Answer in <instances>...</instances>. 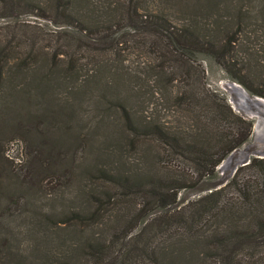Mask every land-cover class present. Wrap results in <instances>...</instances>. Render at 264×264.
Here are the masks:
<instances>
[{"label":"trees","instance_id":"obj_1","mask_svg":"<svg viewBox=\"0 0 264 264\" xmlns=\"http://www.w3.org/2000/svg\"><path fill=\"white\" fill-rule=\"evenodd\" d=\"M11 1L15 8L46 18L57 27L54 44L49 42L45 47L40 46L34 32L17 34L14 27L8 38L0 40V159L5 158L3 145L14 139L21 140L20 135H23V142L29 147L25 168L35 170L33 175L36 176L26 181L31 187L40 185L48 175L63 178V174L72 173L71 168H75L77 162L81 167V173L75 174L77 178L85 174L92 181L97 177L113 183L121 197L133 193L147 195L151 208L139 216L142 219L150 211H163L176 203L180 190L192 189L203 179L213 180L218 165L249 140L253 121L238 116L223 95L208 89H204L200 100L212 113L208 116L205 110L203 114H196V118L204 116V120H213L220 127L217 130L209 131L204 123L199 132L190 136L175 132L145 114L153 102L154 82L159 80L164 86L174 80L171 74L167 75L165 63L174 69L180 65L185 69L189 63H196L204 77L202 60L205 57H211L226 71L230 81L238 83L249 95L264 98V68L254 71L253 67L247 72L233 54L238 35L252 19L239 4L242 0H235L233 5L230 0L231 8L236 9L234 19L219 41L210 38L208 28L209 23L222 25L218 12L224 0H162L161 3L178 12L181 22H175L170 13L163 10L165 7L149 11L147 6L139 5V0H125L118 5L105 0H80L92 8L93 14L80 9L75 11L72 0H53L55 17L45 15V8L35 0ZM263 7L264 0H261ZM196 15L203 18L212 15V20L198 22ZM122 21L137 40L143 39L144 47L160 58L158 64H152L147 56L142 71L131 70L123 60L111 59V54L109 57L94 54L90 61H83L80 53L91 52L89 45H112L115 39L112 27ZM63 25L71 26L85 40L60 31L58 28ZM61 33L65 34L64 42H60ZM49 45L53 48L48 49ZM177 93L176 99L181 103L193 101L195 106L199 105L196 95L185 99L184 93ZM85 100L97 109L91 129L74 124L75 107ZM228 120L234 124L229 132L223 129ZM110 126L113 130H108ZM100 129L105 131L101 142L97 140ZM142 136L155 137L166 144L172 154L194 164L197 179L165 173L133 174L132 169H124L123 165L128 163L124 159L127 145L132 147L134 143L131 137ZM70 151L73 154L65 158L64 154ZM6 160H0L5 170ZM12 166L13 161H10V168ZM244 170L253 172L245 175L246 171L240 176ZM12 172L15 170H11V176H6L8 184L4 183L5 179L0 180V212H8L22 201L19 193L26 175ZM17 185L19 193H10V187ZM94 190L84 192L94 205L92 210L41 216L43 220L39 224L46 233L50 232L42 237L43 247L47 244L43 264H203L201 260L205 264H264V157H251L245 165L235 169L224 185L218 188L212 185L208 191L175 208L169 213L173 218L159 224L160 232L163 227L162 234L168 232V235L156 247L152 241L141 245L127 243L135 236L131 235L132 223L138 222V216L137 219L128 216L122 234L118 230L126 216H113L123 220L121 227L112 228L110 237H105L102 230L95 231L99 222L104 225L101 209L112 200V195L106 192L101 197ZM231 190L236 191V196H231ZM160 215L168 216L166 213L153 216ZM176 222L181 233L169 231L171 227L175 230L173 223ZM70 225L75 228L70 230ZM50 226L61 231L57 235L60 240L57 248L60 247L55 248L58 250L55 254L49 243ZM3 228L4 223H0V230ZM200 247L203 252L197 250ZM18 258L19 250L12 248L6 235H0V262L15 260L14 264H20ZM206 258L211 262L206 263Z\"/></svg>","mask_w":264,"mask_h":264},{"label":"rangeland","instance_id":"obj_2","mask_svg":"<svg viewBox=\"0 0 264 264\" xmlns=\"http://www.w3.org/2000/svg\"><path fill=\"white\" fill-rule=\"evenodd\" d=\"M35 1L39 6L45 8V15L48 14L49 16L55 17L54 13H52L53 0ZM105 1H110L115 5H118L125 0ZM161 1L162 0H139L138 2L142 8L143 6H147L146 9L149 11L160 10L162 7H165L163 10L170 13V17L175 22H181V17L178 15V12L174 11L172 6H169L166 3H161ZM72 3V8L74 7L73 9L75 11L80 9L87 14H93L92 8L88 4H85V1L72 0ZM234 3L235 0H231V4L233 5ZM239 4L242 5L244 13L248 11L247 13L252 16V19L250 23L246 24V28L241 35H238V44L236 43L234 46L233 54L243 64L247 72L253 67L254 69L252 70L254 71H257V68L258 70H262L264 68V12L260 13V10L264 9V7L261 8V0H242L239 1ZM220 7H223L218 12L221 16L220 23L222 25L216 26L213 23H209L208 28V30L211 31L209 34L210 38L216 41L220 40L221 36L226 31L225 28H227L230 25V22L233 21V13L236 11L235 7H232L235 10L231 8L230 0H224L221 2ZM34 12L37 11L35 10ZM112 13L113 12H111V14ZM211 16L203 18L196 15V19L198 22L202 21V23H204L207 22L205 21L206 19L212 20ZM226 24L227 26H225ZM13 27L17 34L22 31H25L26 34L34 32L41 43V47H45L49 42L50 44H54V35L56 34L55 30L57 27L53 25L52 22L46 18L34 15L33 13L26 12L23 8H15V5L12 4L11 0H0V40L8 38ZM58 29L64 33L67 32L70 35H78L81 39H84L77 34L71 26L63 25ZM112 31L115 38L112 40V45L109 44L108 47L89 45L88 49L91 52L81 51L80 55L84 62L90 61L94 54L106 57H109L111 54V59L123 60V63L131 68V70L142 71L145 66L143 60L146 59L147 56H150V62L152 64H158L160 58H156L154 53L144 47V44L141 43L143 42V39L137 40L134 37L135 33L126 27V22L122 21L114 25ZM61 36L60 42H64L65 40L63 37L65 34L61 33ZM56 37H58V35ZM86 43L87 41L83 44ZM52 48L53 45H49L48 49ZM189 64L190 65H186L187 68L185 67V69L181 65L174 69L169 63L164 64L167 66V75L171 74V77H174V80L167 82L164 86L161 85L159 80L154 82L152 86L155 91L153 102L149 109L145 111V114L175 132H183L190 136L199 132V129H202V124L204 123L209 131H213L214 129L217 130L220 127H217L213 120H204V116L196 118V114H203L205 110H207L208 116L212 113V109H210V107H203L205 105H203L200 100L204 94V89H208L211 93L223 95L227 104L230 105L232 110L238 116H241L244 120L253 121V130L249 140L241 147L232 151L221 162V164L218 165L216 168L217 175L213 180L203 179L192 189L180 190L177 194L176 203L168 206L163 211L159 209L150 211L146 216L140 219L139 216L151 208L149 204L151 203V200L147 195L133 193L121 197L120 191L113 183L97 177H93L94 180L92 181L88 176L86 177L85 174L77 178L75 174L81 173V167H78L79 163L77 162L74 164L75 168H71L72 173L68 172L66 175L63 174V178H61L62 176L57 178L56 175H48L43 177L44 180L42 183L39 182L40 185L31 187V183L26 181L36 179V176L33 175L35 170L25 168L29 157V147L23 142V135H20L21 140L14 139L3 145L6 150L4 155L5 158L1 157L0 159H7L6 170L0 164V180L5 179V184L9 183L8 180H6V176H11L12 169L15 170V172L12 173L16 174V172H19V175H26L25 183L21 186L20 193L17 190L18 185L10 187V193H19L22 199L20 204L17 203L18 206L12 208L8 212L5 210H1L0 212V223H4L5 226V228L0 230V235H6L10 240L12 248L19 250V258L17 261L20 264L27 262L31 264H43L42 260L47 244L43 247L42 241L44 240L42 237L48 235L50 232L48 231L46 233L44 227L39 224L43 220L41 216H61L63 213H67L71 210L85 211L86 208L92 210L94 205L86 199L84 194V192L90 188H94V192L101 197L106 192H109L112 195V200L107 201L101 209L100 214H102L101 216H104L102 219L104 225L102 226V223L99 222V225L95 227V231L102 230L104 231L105 237H110L113 233V231H111L113 227L122 226L120 230H118L119 234H122L126 229L124 223L129 219L128 216H136V219L138 216V222L134 220L132 223L134 229L131 232V235L135 236L134 238L132 236V239L130 238L127 243L130 245L131 241L133 244L141 245L142 242L146 243L152 241L153 245L155 244L154 247H156L157 245L160 246V242L168 235V232L162 234L164 231L163 227L160 232L159 224H161L162 220L169 218V220H171L172 216H169V213L178 206L185 204L188 200H192L208 191L210 186L213 185L218 188L224 185L227 180L233 176L235 169L245 165L251 157H264V109L252 104L251 101L245 104L239 100L237 101L238 104H235L237 96L229 89L231 81L228 74L211 57H205V59L202 60V67L205 70L204 77H202L201 71L196 63ZM240 87L246 92L242 86ZM178 91L184 93L185 99H188L191 95H196L199 100V105L195 106V103H192L193 101L190 102L191 104H189L188 101L181 103L176 99V97L179 96L177 93ZM250 98L256 99L257 97L251 96ZM259 99L263 100L262 98ZM75 108L76 121L74 124H77L78 127L86 125L88 129L93 128L96 121L93 118V115L97 109L93 108L87 100H85L84 104L76 106ZM233 128L234 124L231 120H228L223 127L227 132L231 131ZM108 130L113 129L110 126ZM104 136L105 131L100 129L97 134V140L101 142V140H104ZM131 138H133L134 143L132 147L127 145L124 159L128 163L123 165L124 169H132L133 174L138 172L154 174L165 173L175 176L178 175L179 177L186 176L191 179H197V167L183 157L174 153L172 154L169 151L170 148L155 137L142 136ZM72 154L73 153L70 151L67 155L64 154V157L68 158ZM80 160L83 161V158H80ZM10 161H13V166L11 168ZM115 166H117V162ZM21 167L22 171L20 170ZM107 167H109V165ZM246 171L247 173H245ZM252 172V170H244L240 173V176L241 174L244 175V173L245 175H251ZM231 196H236V191L231 190ZM157 213H162V215L166 213L168 216H153ZM113 216H126L123 225H121L123 218H114ZM155 217L156 219L153 220ZM173 224L175 230L171 227L169 231L171 233L174 231L181 233L182 229H180L179 223L176 222ZM74 228V225H70V230H73ZM49 230L52 232L48 236L51 238L49 243L53 249V254H55L60 247L58 246L57 248L58 241H60L57 235L61 231L58 228L51 226L49 227ZM197 250L204 251L202 247ZM24 258L26 260H23ZM15 262V260H13L12 263H7L5 261L0 262V264H14ZM205 262L210 263L211 260L206 258ZM201 263L205 264L202 260ZM144 264L148 263L145 262Z\"/></svg>","mask_w":264,"mask_h":264},{"label":"bare ground","instance_id":"obj_3","mask_svg":"<svg viewBox=\"0 0 264 264\" xmlns=\"http://www.w3.org/2000/svg\"><path fill=\"white\" fill-rule=\"evenodd\" d=\"M229 89L231 90L232 93H234L237 96L236 101H235L236 102L235 104H238L237 101H239V100L241 102H244L245 104L248 103L249 101H251L252 104L258 106L259 108H263L264 109V100H260L259 97H257L256 99L250 98L251 96L247 92L243 91L242 88L240 87V85L238 83H236V82H230ZM255 108H257V107H255ZM249 114H250V112H249Z\"/></svg>","mask_w":264,"mask_h":264},{"label":"water","instance_id":"obj_4","mask_svg":"<svg viewBox=\"0 0 264 264\" xmlns=\"http://www.w3.org/2000/svg\"><path fill=\"white\" fill-rule=\"evenodd\" d=\"M264 100V98H262Z\"/></svg>","mask_w":264,"mask_h":264}]
</instances>
